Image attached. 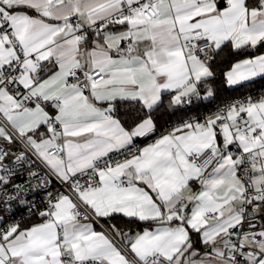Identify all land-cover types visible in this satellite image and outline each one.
Segmentation results:
<instances>
[{
    "label": "snow or ice",
    "instance_id": "6c2138e0",
    "mask_svg": "<svg viewBox=\"0 0 264 264\" xmlns=\"http://www.w3.org/2000/svg\"><path fill=\"white\" fill-rule=\"evenodd\" d=\"M258 81L264 0H0V264H264Z\"/></svg>",
    "mask_w": 264,
    "mask_h": 264
},
{
    "label": "trees",
    "instance_id": "16d2710c",
    "mask_svg": "<svg viewBox=\"0 0 264 264\" xmlns=\"http://www.w3.org/2000/svg\"><path fill=\"white\" fill-rule=\"evenodd\" d=\"M261 85H264V81H258V83L256 84V85H254V86H251V89H250V91H246V92H244V94H253V93H257V92H259L260 91V87H261ZM240 93H232V95H239Z\"/></svg>",
    "mask_w": 264,
    "mask_h": 264
},
{
    "label": "built area",
    "instance_id": "2783aa9c",
    "mask_svg": "<svg viewBox=\"0 0 264 264\" xmlns=\"http://www.w3.org/2000/svg\"><path fill=\"white\" fill-rule=\"evenodd\" d=\"M249 94V93H248ZM236 96V95H235Z\"/></svg>",
    "mask_w": 264,
    "mask_h": 264
}]
</instances>
